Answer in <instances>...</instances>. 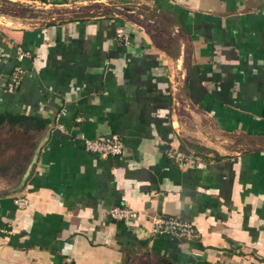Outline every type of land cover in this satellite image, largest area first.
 Returning a JSON list of instances; mask_svg holds the SVG:
<instances>
[{"label": "crops", "instance_id": "0c3cea01", "mask_svg": "<svg viewBox=\"0 0 264 264\" xmlns=\"http://www.w3.org/2000/svg\"><path fill=\"white\" fill-rule=\"evenodd\" d=\"M10 1L50 17L0 23V137L32 139L26 159L0 141V165L26 166L0 172V264H264V0ZM22 115L48 122L7 119ZM113 134L122 158L86 151ZM116 205L139 218L113 220ZM155 214L196 234L153 235Z\"/></svg>", "mask_w": 264, "mask_h": 264}, {"label": "built area", "instance_id": "2783aa9c", "mask_svg": "<svg viewBox=\"0 0 264 264\" xmlns=\"http://www.w3.org/2000/svg\"><path fill=\"white\" fill-rule=\"evenodd\" d=\"M125 43H129V37H124ZM18 49V58L21 60L24 53L20 47ZM25 75V69L17 64L12 71L10 80L7 85V91L15 92L22 85ZM85 149L87 152L97 154L102 157H118L122 158L127 153V147L124 140L118 135H104L94 138H85ZM166 155L171 160L178 163L186 164L193 161L191 156L182 152L179 148L171 147L166 151ZM16 205L24 207L28 204V197L22 196L15 199ZM109 215L113 220L117 221H133L137 220L140 213L126 205H116L109 209ZM152 226L150 232L153 235H169L175 238L192 237L196 234V229L191 221L178 216H167L155 214L151 217Z\"/></svg>", "mask_w": 264, "mask_h": 264}, {"label": "rangeland", "instance_id": "374dc122", "mask_svg": "<svg viewBox=\"0 0 264 264\" xmlns=\"http://www.w3.org/2000/svg\"><path fill=\"white\" fill-rule=\"evenodd\" d=\"M15 17H17V24H23V25H27V24H31V23H35V22H45L47 19H49L50 17V13L47 10H44L43 8H36L34 6H32L30 3H19V2H13L10 0H0V23H8V22H12L13 20H15ZM180 114L182 115V117H185L188 121V124H191L190 122L193 119V127L195 126V120L194 118H188V116L191 117V115H193V111L190 110V108L186 107V104L184 103ZM199 117V123L198 126L200 128H202V118H200V116H196ZM6 131V129H4L3 127H0V134H2L3 131ZM8 132V131H7ZM186 140H188V142H192L193 140L190 139V136H184ZM9 143H14L16 142L18 145L21 144V146L23 147V156L26 159V155L29 154L31 152V145H32V139L30 137V135H28L25 132L23 133H14L12 131H9L7 133V138H1L0 137V141H6ZM190 140V141H189ZM2 144V143H1ZM5 147H8L7 144H4ZM2 152V150H1ZM6 155H13L11 154V151L7 150ZM14 157V156H12ZM26 166L23 165H19V167H17L16 172H14L15 168L13 166H4V165H0V172L5 173L8 177L11 176L12 178L15 177V179H18L21 173V170H25ZM13 172V173H11ZM14 182L13 181H9L7 182V186L9 185H13ZM9 190V188H8Z\"/></svg>", "mask_w": 264, "mask_h": 264}, {"label": "trees", "instance_id": "16d2710c", "mask_svg": "<svg viewBox=\"0 0 264 264\" xmlns=\"http://www.w3.org/2000/svg\"><path fill=\"white\" fill-rule=\"evenodd\" d=\"M7 119L11 121V123L21 124L25 129H30L32 127L43 128L47 124L46 119H40L37 117L30 116H7Z\"/></svg>", "mask_w": 264, "mask_h": 264}]
</instances>
